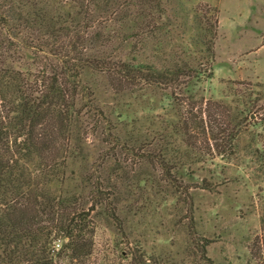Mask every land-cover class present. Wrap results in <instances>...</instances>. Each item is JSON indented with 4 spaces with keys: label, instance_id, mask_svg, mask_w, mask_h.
Listing matches in <instances>:
<instances>
[{
    "label": "rangeland",
    "instance_id": "1",
    "mask_svg": "<svg viewBox=\"0 0 264 264\" xmlns=\"http://www.w3.org/2000/svg\"><path fill=\"white\" fill-rule=\"evenodd\" d=\"M164 3L176 25H162L149 35L147 45L139 44L132 32L140 21L126 10L122 24L108 23V30L115 31L112 48L121 37L126 61L150 54L164 67H197L207 57L204 46L189 45L198 16L216 25L211 68L202 65L206 73L197 78L182 67L191 77L181 80L194 101L209 100L215 117L234 129L237 150L218 154L194 123L188 143L176 129L180 120L177 107L169 102V87L140 83L115 92L102 75H87L86 84L111 132L126 146L146 144L156 161L135 156L120 144L101 164L98 152L109 145L108 138L103 136L105 143H85V157L71 169L80 173L101 164V174L114 186L107 192H115L110 206L116 211H109L116 216L108 217L104 206L87 202L85 210L95 208L86 235L90 253L72 258L65 251L55 264H264V130L247 127V122L264 118V0ZM73 177L64 184L70 198H90L81 174ZM203 244L207 260L201 259Z\"/></svg>",
    "mask_w": 264,
    "mask_h": 264
},
{
    "label": "trees",
    "instance_id": "2",
    "mask_svg": "<svg viewBox=\"0 0 264 264\" xmlns=\"http://www.w3.org/2000/svg\"><path fill=\"white\" fill-rule=\"evenodd\" d=\"M164 4V0H0V264H55L65 251L72 258L83 257L90 253L86 235L95 215L91 207L104 206L108 217L116 216L109 211H116L110 206L115 192H107L114 186L100 167L121 142L95 103L87 75H102L115 92L140 83L169 87V102L177 107L180 120L176 129L188 143L194 123L218 154L237 150L234 129L226 119L215 117L209 100L194 101L187 82L181 80L191 77L182 67L197 78L206 73L202 65L211 68L216 25L203 23L204 16H198L189 45L204 46L207 57L197 67H164L150 54L126 61L121 37L112 48L115 31L108 30V23L122 24L126 10L140 21L132 32L139 44L147 45L149 35L162 25L175 24ZM247 123L264 130V118ZM103 136L110 143L98 152L101 164L80 173L71 169L74 161L85 157V143L90 139L92 144L105 143ZM126 145L121 144L127 152L156 161L146 144ZM260 153L264 155V146ZM74 174H81L90 198L67 194L64 184ZM87 202L91 207L85 210ZM201 247V259L207 260L205 244Z\"/></svg>",
    "mask_w": 264,
    "mask_h": 264
}]
</instances>
